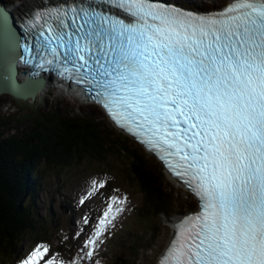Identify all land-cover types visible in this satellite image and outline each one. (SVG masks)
Wrapping results in <instances>:
<instances>
[{
  "label": "snow or ice",
  "instance_id": "obj_1",
  "mask_svg": "<svg viewBox=\"0 0 264 264\" xmlns=\"http://www.w3.org/2000/svg\"><path fill=\"white\" fill-rule=\"evenodd\" d=\"M25 34V64L83 86L198 198L161 264H264V0L215 13L70 0L32 14ZM112 207L85 241L90 260ZM20 264L65 261L37 244Z\"/></svg>",
  "mask_w": 264,
  "mask_h": 264
},
{
  "label": "rangeland",
  "instance_id": "obj_2",
  "mask_svg": "<svg viewBox=\"0 0 264 264\" xmlns=\"http://www.w3.org/2000/svg\"><path fill=\"white\" fill-rule=\"evenodd\" d=\"M3 2L9 7L18 0ZM175 2L191 8L198 6L206 11L220 8L231 0H175ZM51 92L46 97H37L36 100H21L11 94L1 96L0 124L2 118L13 114L16 120L11 122L13 126L10 130L6 126H1L0 133L5 136L15 132L31 133L37 122L36 116L55 108L70 117L87 116L94 119L104 134L113 133L116 141L124 143L138 156L142 155L156 172H162L163 184L172 192L171 215L160 214L153 218L149 227L151 231L142 245L144 249L141 251L139 263L158 264V258L174 234L172 221L177 216L197 210L198 200L166 173L156 157L115 128L99 106L90 103L89 100L79 98L78 100L75 94L68 90L55 88ZM131 164L133 163L128 156L120 153L119 156L112 154L103 159L82 158L74 161L70 167L64 168L60 174L53 170L48 171L45 184L39 192L38 208L41 215L54 217L52 231L41 234L38 239H29L18 257L7 259L2 264H20L37 244L48 246L58 261L63 260L65 264H73L74 258L88 264H106L107 256L118 246L122 237L129 232L140 236L148 229L137 216L141 195L129 174ZM108 202L113 206L108 217L111 222L107 224L104 235L97 241L94 255L90 260L86 252L92 249L91 246L85 245V241L93 236L97 227H101L98 221L103 212L108 210ZM117 207L122 211L117 213L115 211Z\"/></svg>",
  "mask_w": 264,
  "mask_h": 264
},
{
  "label": "trees",
  "instance_id": "obj_3",
  "mask_svg": "<svg viewBox=\"0 0 264 264\" xmlns=\"http://www.w3.org/2000/svg\"><path fill=\"white\" fill-rule=\"evenodd\" d=\"M14 117L15 114L2 118L0 127L12 129ZM36 117L31 133L15 132L9 136L0 133V264L18 257L29 239L52 231L54 217L41 215L38 208L39 192L48 171L60 174L82 158L103 159L120 153L133 163L129 174L141 195L137 216L148 229L140 236L129 232L122 237L107 256L106 264H140L142 245L151 231L153 218L171 215L172 192L163 184L162 172H156L142 155L116 141L113 133L104 134L99 123L90 117H70L55 108ZM73 262L88 264L77 258Z\"/></svg>",
  "mask_w": 264,
  "mask_h": 264
},
{
  "label": "water",
  "instance_id": "obj_4",
  "mask_svg": "<svg viewBox=\"0 0 264 264\" xmlns=\"http://www.w3.org/2000/svg\"><path fill=\"white\" fill-rule=\"evenodd\" d=\"M23 40L18 18L0 0V97L11 94L22 100H36L48 84L47 79L35 78L32 72H27L30 76L28 80L20 81V67L24 63L21 59L24 55Z\"/></svg>",
  "mask_w": 264,
  "mask_h": 264
},
{
  "label": "bare ground",
  "instance_id": "obj_5",
  "mask_svg": "<svg viewBox=\"0 0 264 264\" xmlns=\"http://www.w3.org/2000/svg\"><path fill=\"white\" fill-rule=\"evenodd\" d=\"M57 2H63V3H65V2H70V0H18V2H15L13 5H11V6L8 7L11 10V12H13L14 15L18 18L19 24L21 26V29H22V32H23V35H24V39L27 38L26 37V34H25V24H26V20L32 14H34L35 12L41 11V10H43L45 8L50 7V6L53 7L52 4H54V3L57 4ZM213 9H215V8H213ZM16 45H18V43H16ZM20 72H21V74L19 75L20 81L24 82V81L28 80V78L30 76L25 74V71H24V69L22 67H20ZM66 87H68V90H70V92L74 93L75 89L69 88V86H66ZM55 88H58V87L56 85H53V81H48V84H47L46 88L43 91H40L39 92L38 97L39 96H41V97L42 96L43 97L48 96V94H50V92L52 90H55ZM75 97L78 99L77 96H75ZM28 100H30V99H28ZM185 216H177L172 221V224L174 225V230H173L174 231V234H173L171 240H173V238L175 237V233H176V227L175 226H176V224L181 219H183Z\"/></svg>",
  "mask_w": 264,
  "mask_h": 264
},
{
  "label": "flooded vegetation",
  "instance_id": "obj_6",
  "mask_svg": "<svg viewBox=\"0 0 264 264\" xmlns=\"http://www.w3.org/2000/svg\"><path fill=\"white\" fill-rule=\"evenodd\" d=\"M2 2H3V0H2Z\"/></svg>",
  "mask_w": 264,
  "mask_h": 264
}]
</instances>
